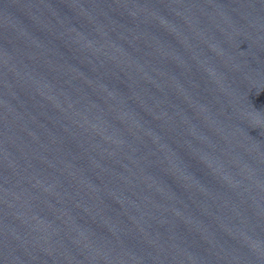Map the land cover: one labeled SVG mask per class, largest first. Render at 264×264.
I'll list each match as a JSON object with an SVG mask.
<instances>
[{"label":"water","instance_id":"95a60500","mask_svg":"<svg viewBox=\"0 0 264 264\" xmlns=\"http://www.w3.org/2000/svg\"><path fill=\"white\" fill-rule=\"evenodd\" d=\"M0 264H264V0H0Z\"/></svg>","mask_w":264,"mask_h":264}]
</instances>
